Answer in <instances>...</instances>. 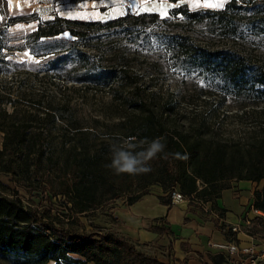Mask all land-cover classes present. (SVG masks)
I'll use <instances>...</instances> for the list:
<instances>
[{
    "label": "trees",
    "instance_id": "obj_1",
    "mask_svg": "<svg viewBox=\"0 0 264 264\" xmlns=\"http://www.w3.org/2000/svg\"><path fill=\"white\" fill-rule=\"evenodd\" d=\"M78 1L84 0H72ZM30 18L9 17L8 25L27 23ZM64 34L69 39L60 38ZM1 38L0 35L2 57L5 45ZM244 39L264 40V0H246L241 5L232 0L217 11H191L183 4L172 8L166 17L140 13L85 21L55 15L39 21L29 35L27 49L33 56H39L35 49L46 56L53 55L46 71L85 89L108 91L110 98L126 110L117 124L120 144L130 142L136 145L134 151H142L146 147L142 142L162 137L165 148L148 162L150 172L118 174L106 167L111 163L110 149L106 145L92 149L85 143L86 136L92 133L75 131V139L61 143L63 157L54 163L63 182L48 191L53 198L64 200L68 213L61 214L68 221L25 207L19 197L0 195V261L170 264L139 251L127 238L110 231L86 233L82 227L78 231L65 226L74 225L78 217L117 198H125L131 206L148 194L151 185H159L168 193L158 197L165 206H171L170 193L176 188L190 203L208 204L222 217L224 211L217 208L216 201L222 191L229 189L225 183L235 178L264 181V137L219 138L216 128L208 123L212 116L218 117L216 110L229 99L238 104V117L246 114V108L264 104V68L252 64L230 43ZM160 76H164L162 81H175L185 95L174 98L170 93L157 98L155 86ZM2 98L0 95V120L6 116L1 111L7 104ZM198 98L210 106L215 104L217 109H209L200 120L183 115L178 124L175 117L181 102L191 104ZM128 108L132 112L127 113ZM260 113L264 117L262 110ZM44 118L54 122L55 113L48 112L41 120ZM31 128L22 123H11L7 129L0 127L5 134L0 159H18L21 176H28L31 168L43 164L49 149L43 145V131L32 133ZM79 135L83 138L76 139ZM185 154L188 158L182 159ZM13 170L12 164L3 172L15 175ZM0 189L6 187L0 183ZM253 196L251 207L264 213V192L255 191ZM254 219L252 233L256 234L255 220L264 226V218ZM152 230L172 236L162 226ZM227 240L235 241V234L228 232Z\"/></svg>",
    "mask_w": 264,
    "mask_h": 264
},
{
    "label": "rangeland",
    "instance_id": "obj_2",
    "mask_svg": "<svg viewBox=\"0 0 264 264\" xmlns=\"http://www.w3.org/2000/svg\"><path fill=\"white\" fill-rule=\"evenodd\" d=\"M230 1L232 0H227L222 8L204 6L205 3L215 4L219 0H179L175 3L169 0H84L76 3L72 0H6L5 4L0 3V35L2 44L5 45L2 57L0 56V95L7 103L1 107V111L6 116L0 120V127L7 129L11 123L29 124L32 127L30 132L43 131V145L49 147L45 162L31 168L32 172L28 176H21L19 173L22 164H19L18 159L15 161L11 159V156L0 159V183L6 187L4 190L0 189V195L11 198L19 197L25 207L35 209L38 213L45 212L67 222L68 220L62 218L61 214L68 213L63 203L64 200L61 197L53 198L48 194L49 190L55 189L63 182L58 167L54 164L63 157L61 143L75 139L73 136L75 131H86L92 133L86 136L87 142H85L92 149L103 145L110 149L113 144L120 145L117 124L125 115L126 110L121 109L120 104L110 98L108 91L85 89L65 78L57 77L52 72L46 71L47 63L53 55L46 56L35 48L39 56L30 54L27 49L30 46L29 35L35 31L39 21L52 19L55 15L85 21L109 20L126 14L140 13H157L161 17H166L172 8L179 5L184 4L191 11H217L222 10ZM235 1L239 5L246 2V0ZM197 4L199 6H196ZM161 12H166V14L161 15ZM19 15L32 16V18L30 22L9 26V17ZM60 38L69 39V35L64 34ZM230 43L235 50L241 51L251 59L252 64L264 68V40L244 39ZM33 47L34 45L31 46L32 49ZM162 79L164 76L158 78L155 86L158 92L157 98H165L170 93L174 94V98H181L180 96L185 95L177 88L175 81H162ZM146 94L149 95V91ZM237 105L229 99L225 106L217 111V108H214L215 104L210 106L198 98L191 104L181 102L175 118L178 124L181 123L179 119L183 115L197 116L200 120V117L206 115L209 109L216 110L218 117L212 116L208 119V123L211 128H216L219 138L250 139L256 135L264 137V117L260 113L261 110L264 112V104H261L259 108H246V114L241 117L236 116L241 115L236 108ZM47 107L54 109V112L46 109ZM127 111V113L132 112L130 108ZM48 112L55 113L54 122L49 118L41 120ZM10 115L11 119L7 117ZM4 136V132L0 131V149H2ZM78 138H83V136L79 135L76 139ZM49 154L52 155L49 156ZM51 162L53 164H50ZM12 164L15 175L3 172L5 167ZM239 182L240 180L235 178L225 183L229 189H233L235 196L240 193ZM259 183L263 186L261 191L264 192V181ZM147 193L148 195L160 194L162 195L160 197H166L168 194L159 185H151ZM226 195L228 193L223 197L225 203L231 200ZM121 201L126 204L125 198H117L91 214L78 217V222L74 225L65 227L78 231L82 227L86 233L104 234L106 230L114 229L113 210L119 206ZM188 205L192 206L189 203ZM249 212L250 216H246L252 220L255 216L264 217L254 214L251 210ZM219 214L221 215L220 212ZM106 225H109L108 228ZM255 225L256 233L259 232L258 236H263L261 233L264 232V226L256 220ZM145 245L155 249V252L150 254L152 257L160 261L169 258L168 249L157 244L135 245V247L142 251ZM0 264L8 263L0 261Z\"/></svg>",
    "mask_w": 264,
    "mask_h": 264
},
{
    "label": "crops",
    "instance_id": "obj_3",
    "mask_svg": "<svg viewBox=\"0 0 264 264\" xmlns=\"http://www.w3.org/2000/svg\"><path fill=\"white\" fill-rule=\"evenodd\" d=\"M262 188L261 183L240 181L238 183L240 193L237 196L233 194V189L222 191L216 206L224 211L223 221L216 220L207 212L211 210L208 204L189 202L192 206L183 203L171 204L169 207L160 202L158 199L162 196L160 194L144 195L131 206L121 201L113 210L114 229H108L106 232L123 236L134 245L157 244L168 249L169 258L161 260L164 263L237 264L238 257H229L222 251L212 248L211 245L228 241L230 224L237 222L240 217L250 216L254 192L261 191ZM227 193L226 196L231 200L225 203L223 197ZM256 217L259 216L253 218ZM160 219H162L161 223ZM106 226L108 228L109 225ZM156 226L168 229L172 232V236L156 233L152 230ZM253 235V243L259 249H264V232L261 233L263 236H258V233ZM233 242L242 248L249 246L251 241L244 235H235Z\"/></svg>",
    "mask_w": 264,
    "mask_h": 264
},
{
    "label": "built area",
    "instance_id": "obj_4",
    "mask_svg": "<svg viewBox=\"0 0 264 264\" xmlns=\"http://www.w3.org/2000/svg\"><path fill=\"white\" fill-rule=\"evenodd\" d=\"M170 199L171 204L173 205H179L190 202V200L187 197L183 196L176 188L171 191ZM250 210L254 214L264 216V213L254 210L252 207H250ZM207 212L214 216L216 220L223 221L219 212L212 210ZM253 226L254 223L252 219L248 218L247 216L240 217L237 222L230 224L229 226V231L232 234L244 235L248 237V239L251 241L249 246L239 248L235 242L225 241L223 243H214L211 245V247L222 251L229 257H238L239 261H237V264H264V249H259L257 245L253 243ZM142 252L146 253L147 255H150L155 252V249L148 245H145L142 247Z\"/></svg>",
    "mask_w": 264,
    "mask_h": 264
},
{
    "label": "clouds",
    "instance_id": "obj_5",
    "mask_svg": "<svg viewBox=\"0 0 264 264\" xmlns=\"http://www.w3.org/2000/svg\"><path fill=\"white\" fill-rule=\"evenodd\" d=\"M162 140V137H157L151 141L142 142L146 145L142 151H134L136 145L130 142L120 145L113 144L110 147L111 163L106 167L111 168L118 174L135 175L150 172L151 168L148 166V162L164 151L165 144L162 143ZM187 158V154L182 157V159Z\"/></svg>",
    "mask_w": 264,
    "mask_h": 264
},
{
    "label": "snow or ice",
    "instance_id": "obj_6",
    "mask_svg": "<svg viewBox=\"0 0 264 264\" xmlns=\"http://www.w3.org/2000/svg\"><path fill=\"white\" fill-rule=\"evenodd\" d=\"M227 0H219L218 3L215 4H209V3H205L204 6L205 7H214V8H222L224 6V3H226ZM196 6H199L198 4ZM166 12H161V15H165Z\"/></svg>",
    "mask_w": 264,
    "mask_h": 264
}]
</instances>
